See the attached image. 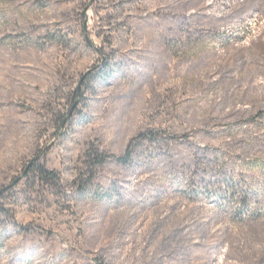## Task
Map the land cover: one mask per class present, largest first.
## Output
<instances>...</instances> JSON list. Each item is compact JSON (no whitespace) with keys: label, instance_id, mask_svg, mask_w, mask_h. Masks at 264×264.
<instances>
[{"label":"rangeland","instance_id":"1","mask_svg":"<svg viewBox=\"0 0 264 264\" xmlns=\"http://www.w3.org/2000/svg\"><path fill=\"white\" fill-rule=\"evenodd\" d=\"M96 263L264 264V0H0V264Z\"/></svg>","mask_w":264,"mask_h":264},{"label":"trees","instance_id":"2","mask_svg":"<svg viewBox=\"0 0 264 264\" xmlns=\"http://www.w3.org/2000/svg\"><path fill=\"white\" fill-rule=\"evenodd\" d=\"M157 139V135L155 133L152 132H147V133H141L140 135H138V138L135 140H140V141H145V140H151L154 141ZM133 143V140H131L128 144V148L131 147V144ZM129 149H127L128 151ZM117 161L122 162V163H129L130 161V157L128 154L118 157ZM38 160H35L34 162H32L29 166H28V171H35L38 175V177L46 182H49L51 180V175H53V173L51 171H48L47 169L44 168V166L39 165ZM227 183H229L232 186V180L231 178L226 179ZM247 195L248 190H246ZM230 198H234L235 194L234 191L230 193ZM96 264H101V263H96Z\"/></svg>","mask_w":264,"mask_h":264},{"label":"water","instance_id":"3","mask_svg":"<svg viewBox=\"0 0 264 264\" xmlns=\"http://www.w3.org/2000/svg\"><path fill=\"white\" fill-rule=\"evenodd\" d=\"M73 107H74V105H72L71 106V108H70V110H69V112L66 114V116L64 117V119H63V121H62V123H61V126H62V124L64 123V121H65V119H66V117L72 112V110H73Z\"/></svg>","mask_w":264,"mask_h":264}]
</instances>
